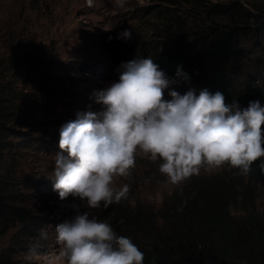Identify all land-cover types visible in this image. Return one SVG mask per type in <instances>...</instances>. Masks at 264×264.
Instances as JSON below:
<instances>
[{
  "label": "trees",
  "instance_id": "1",
  "mask_svg": "<svg viewBox=\"0 0 264 264\" xmlns=\"http://www.w3.org/2000/svg\"><path fill=\"white\" fill-rule=\"evenodd\" d=\"M247 2L250 8L240 0H147L120 52L125 62L151 57L169 78L181 67L189 79L173 87L180 95L208 89L241 107L252 100L264 105V5ZM31 58L14 48L0 60V152L29 142L14 128L27 124V108L26 95L11 80L18 68L33 66ZM164 98L170 99L167 90ZM159 163L146 161L151 179L165 178ZM259 165L247 175L228 165L200 172L158 204L127 197L102 206V220L138 246L143 264H264V169ZM12 175H0V235H9L0 264H26L22 253L51 221L17 206Z\"/></svg>",
  "mask_w": 264,
  "mask_h": 264
},
{
  "label": "clouds",
  "instance_id": "2",
  "mask_svg": "<svg viewBox=\"0 0 264 264\" xmlns=\"http://www.w3.org/2000/svg\"><path fill=\"white\" fill-rule=\"evenodd\" d=\"M131 35L126 29L117 38ZM119 72L118 82L93 93L101 111L78 112L60 128L52 175L61 201L71 197L99 209L126 199L129 185L116 187L115 181L131 175L138 155L160 161L158 171L172 185L224 165L244 175L257 161L264 169L259 100L241 107L219 91L180 95L172 89L188 75L178 66L169 78L151 57L122 63ZM70 207L73 217L55 226L57 248L33 245L22 253L26 264H143L144 253L107 220L81 211L80 204Z\"/></svg>",
  "mask_w": 264,
  "mask_h": 264
},
{
  "label": "rangeland",
  "instance_id": "3",
  "mask_svg": "<svg viewBox=\"0 0 264 264\" xmlns=\"http://www.w3.org/2000/svg\"><path fill=\"white\" fill-rule=\"evenodd\" d=\"M240 1L249 8L247 1L264 5V0ZM146 3L147 0H91L89 6L88 0H0V60L14 48H22L32 57L33 65L18 68L11 80L15 89L26 95L27 108V124L14 128L27 134L29 142L27 147L0 152V175L9 171L13 174L18 207L51 221L33 239V245L41 249L57 248L55 226L73 217V203L80 204L81 211L103 219L101 208L88 209L71 197L61 201L53 191L59 131L62 125L75 120L78 112L102 110L94 102L93 93L118 82L119 67L125 63L120 46L128 44L118 39V34L138 24ZM39 140L42 146H38ZM146 161L150 160L138 155L131 175L117 178L115 185L128 184L127 197L131 199L158 204L177 185L169 183L167 177L151 179ZM260 195L264 204V186ZM43 233L46 238H42ZM8 238L9 235H0V250Z\"/></svg>",
  "mask_w": 264,
  "mask_h": 264
}]
</instances>
